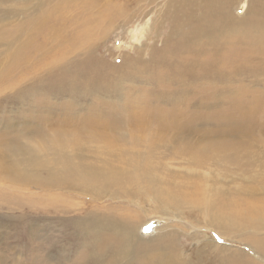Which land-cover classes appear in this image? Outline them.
Returning a JSON list of instances; mask_svg holds the SVG:
<instances>
[{
	"label": "rangeland",
	"instance_id": "374dc122",
	"mask_svg": "<svg viewBox=\"0 0 264 264\" xmlns=\"http://www.w3.org/2000/svg\"><path fill=\"white\" fill-rule=\"evenodd\" d=\"M166 1L0 0V264H155L153 255L168 252L176 264H222L232 251L264 264L255 245L264 237V82L228 65L218 79L195 64L183 78L198 73L200 80L159 82L152 44L167 24L160 26ZM236 27L232 37L243 38ZM220 36L228 44L227 33ZM125 54L138 63L124 64ZM164 109L188 126L157 129ZM213 140L234 145L235 159L209 154L198 164L194 152ZM57 146L70 158L63 154L56 165ZM55 172L62 181L51 182ZM110 172L115 180L104 182ZM137 172L140 183L130 174ZM163 189L178 195L170 206L178 221L170 224L185 234L133 255L117 234L93 247L95 258L89 254L74 222L80 215H104L118 229L142 226L150 239L167 222L155 213ZM209 204L214 220L203 212ZM204 233L213 246L199 249L195 234L201 243Z\"/></svg>",
	"mask_w": 264,
	"mask_h": 264
},
{
	"label": "bare ground",
	"instance_id": "6f19581e",
	"mask_svg": "<svg viewBox=\"0 0 264 264\" xmlns=\"http://www.w3.org/2000/svg\"><path fill=\"white\" fill-rule=\"evenodd\" d=\"M27 1L28 0H26V2ZM242 5L245 11L244 13L243 11H241V13H238V10L242 7ZM243 8L241 9L243 10ZM161 12H162V16L160 17L161 18L160 26L165 23L167 24L163 28L161 27L159 29L157 28L158 35L153 40L155 41V43L152 44L157 46V47L153 46V50L155 49L153 52L158 57L157 59H155L157 63H156V68H154L153 70V73H155V78L159 82L170 84V82L179 83L187 79L193 80L195 82L198 79L200 80V74L198 73H194L193 75H189L187 77L185 76L186 78L185 77L183 78L188 67L189 66L191 67L193 64H195V66L199 69V71L200 70L204 72L212 71V73L217 72L218 79H222L224 77V76L223 77L220 76L222 75L220 74L222 72L220 70L221 66L222 67H224L225 65L230 66V70H231L230 72L237 70H242L244 72L246 69H248V71L250 72L259 73V76H261L260 81L264 82V0H167ZM233 25H237L235 31L236 33H239V35L242 36L243 38L234 39V37H232V36L236 37V34H234L233 32L234 29ZM222 31H224L225 34L227 33L226 40L228 44L225 42L223 43L220 42L221 40L220 35ZM158 41H160L161 43L160 46L157 45ZM200 41H203L201 45H200ZM212 47L215 48V51L213 54H211L210 59L206 62H200L198 57H200V55L204 51H209L210 48ZM191 54H193V60H191ZM125 56L126 57L124 64L126 63L133 64L137 62V60L135 59V57H133V55L125 54ZM217 56H218V60H215L209 64V61ZM159 65L161 66V68L159 67ZM210 66L213 67L214 70H212ZM217 82L218 81H215L214 83ZM214 83L212 85H214ZM262 91L264 92V90ZM163 95L166 97L165 93H163ZM169 98H175V97L174 95H171L169 96ZM261 99H263V104H262L263 107H261V109L264 110V95L262 96ZM167 107L168 106L166 105V108ZM252 107L256 108V106H252ZM159 112L160 114H156V116H158L161 121L152 124L156 126L157 129L159 128L161 130L162 129L165 130L169 128L171 130L170 132H172V129L175 131V128H178L181 132L184 129V127L188 126L184 122H179L177 114L175 112L172 114V110L164 109V110H159ZM122 122L123 120L121 121V123ZM186 122L188 123V121ZM146 131L148 133H151L150 128L149 130ZM147 132L144 133L147 135ZM102 134L104 135V132ZM68 135L69 133L64 131L59 134V136L65 138H69ZM76 135H74V137ZM93 135L94 138L96 136H100V134L98 135L96 133H94ZM82 137L79 139L78 136V139L81 141ZM79 140L77 142H79ZM59 141H62V139ZM107 141L105 142L107 143ZM106 143L104 144V146L106 145ZM195 144H200V143H195ZM181 145L183 146L184 144L181 143ZM110 147L112 148V146ZM54 151H55V155L57 156L55 157L56 165H57V160L62 159L64 155L66 157H69L68 155L65 154L66 150L64 149L62 150L60 146H57L56 149H54ZM209 154H212L215 158H219L218 161L222 159L234 160L235 155H237L234 145H230L228 142H222L216 140L211 141L209 144L205 145L201 150L199 148L194 152V156L198 164H200V161L205 160L206 156ZM144 157H147L148 159L151 158L149 154L147 156L146 152ZM78 169H79V173L84 172L82 168H78ZM115 174L116 172H110L108 175L104 173V175L103 176L101 175V177L103 178L104 182L106 181L113 182L115 180L114 178ZM130 174L136 179L137 183H140L138 172L130 173ZM82 176L85 178V181H83L82 183V181L80 180L79 184H81L82 187H85L87 185V181L90 175L89 173L85 172L83 173ZM55 181H62V176L57 172L54 173V176L51 179V182H55ZM89 183L90 181L88 182V184ZM160 194L162 195V197L159 199L161 205L160 208L161 211H155V213L159 215L158 219L166 220L167 222L165 223L161 222V226L152 232L154 234L150 239L143 237L142 234L140 233L142 226H137L135 224H125V226L118 229L114 222L109 223L106 220V216L104 215L93 216L94 214L92 213L87 214L85 217L80 214H79L80 215L79 218L75 217L74 219L78 218V221H74V220L73 221L80 225L79 230L82 229L81 232L84 233L83 236L85 235L84 239L87 242V246L92 250L89 254H91L95 258L96 252H94L93 249L97 245H99V241L102 239L104 240L108 236L112 237L117 234H119L122 237H125L128 243L130 244L129 247L125 249V252L130 255H133V252L134 253L141 252L146 250L147 248L150 250L151 241L160 242L163 239H172L182 234H185L182 228L176 226L175 228L174 225H172L173 223L170 224L171 222L170 220H172V218H174V220L172 221H176V220L178 221V217L174 214H171L172 211L170 210V206L172 205V202L178 199V195L172 194L168 192L166 189H163V192ZM211 206L212 205L209 204L208 207H206L203 212L214 220L219 216V214L213 211ZM262 213L264 216V197L262 203ZM162 216L163 217L166 216V219L161 218ZM208 226H210V228L214 230H216L215 228H219L217 225H214L210 222H208ZM204 235H205V239L200 243V238H199L200 234L199 235L195 234V237L199 239L198 242L199 249L209 248L210 246H213L212 244H210V238L206 236L207 233H204ZM88 238H90V240L93 241L95 240V244L92 245L91 241ZM255 245L257 246V248L261 250V254L264 253V237H262V239L258 243H255ZM222 250L225 252L227 251V248L223 247ZM231 253L232 256H230L228 260L224 261L222 264H256V261L251 257L243 258L244 256L242 254L235 251H232ZM53 255H55V252L53 253ZM175 256L171 252H168L166 255H162V256L153 255V261L155 264H176L177 260L175 259ZM147 259L150 261V257H147Z\"/></svg>",
	"mask_w": 264,
	"mask_h": 264
}]
</instances>
